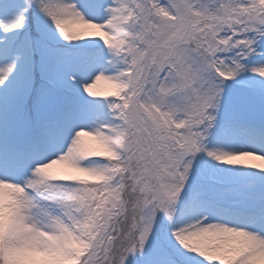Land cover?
<instances>
[{
  "label": "snow or ice",
  "instance_id": "obj_1",
  "mask_svg": "<svg viewBox=\"0 0 264 264\" xmlns=\"http://www.w3.org/2000/svg\"><path fill=\"white\" fill-rule=\"evenodd\" d=\"M254 161L264 0H0V264H264Z\"/></svg>",
  "mask_w": 264,
  "mask_h": 264
},
{
  "label": "rangeland",
  "instance_id": "obj_2",
  "mask_svg": "<svg viewBox=\"0 0 264 264\" xmlns=\"http://www.w3.org/2000/svg\"><path fill=\"white\" fill-rule=\"evenodd\" d=\"M104 88H106V85H104L103 83L98 85L96 90H103Z\"/></svg>",
  "mask_w": 264,
  "mask_h": 264
},
{
  "label": "bare ground",
  "instance_id": "obj_3",
  "mask_svg": "<svg viewBox=\"0 0 264 264\" xmlns=\"http://www.w3.org/2000/svg\"><path fill=\"white\" fill-rule=\"evenodd\" d=\"M255 163H264V162H261V161H254Z\"/></svg>",
  "mask_w": 264,
  "mask_h": 264
}]
</instances>
